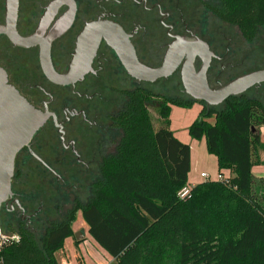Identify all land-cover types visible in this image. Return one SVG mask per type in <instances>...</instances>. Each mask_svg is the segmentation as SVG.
<instances>
[{"label": "trees", "instance_id": "obj_1", "mask_svg": "<svg viewBox=\"0 0 264 264\" xmlns=\"http://www.w3.org/2000/svg\"><path fill=\"white\" fill-rule=\"evenodd\" d=\"M213 1L212 14L236 27L245 42L264 34V0ZM262 98L243 94L208 107L132 89L117 117L124 133L118 153L105 162L87 202L77 200L60 220L37 229H43L39 238L0 211L2 227L18 237L0 246V264H57L55 253L72 236L78 212L113 264H264V202L252 196L251 175L264 127ZM195 103L202 108L188 136L205 141L218 174L227 171L229 178L202 182L181 200L191 152L170 130V106ZM153 106L157 130L149 114Z\"/></svg>", "mask_w": 264, "mask_h": 264}, {"label": "flooded vegetation", "instance_id": "obj_2", "mask_svg": "<svg viewBox=\"0 0 264 264\" xmlns=\"http://www.w3.org/2000/svg\"><path fill=\"white\" fill-rule=\"evenodd\" d=\"M214 5L213 0H15V5L0 0V28L14 27L21 38L36 36L47 42L56 74H82L68 84L51 83L42 71L39 44L18 46L0 35V67L9 84L48 115L15 157L12 196L1 207L11 221L37 232L58 215L63 217L83 198L81 189L93 185L105 162L118 153L124 133L117 117L132 94V78L103 37L88 63L91 39L79 49V37L87 26L100 24L88 27V38L115 29L117 38L125 39L140 63L149 68L161 65L176 38L200 40L213 55L206 82L215 90L235 78L222 81L229 65L216 56L202 34L201 19L215 17L210 10ZM201 64L196 58V73ZM174 74L182 94L190 98L184 92L180 68ZM259 88L264 95V87L258 86L245 94Z\"/></svg>", "mask_w": 264, "mask_h": 264}, {"label": "water", "instance_id": "obj_3", "mask_svg": "<svg viewBox=\"0 0 264 264\" xmlns=\"http://www.w3.org/2000/svg\"><path fill=\"white\" fill-rule=\"evenodd\" d=\"M15 0H11V5ZM90 24L79 37V49L83 42L91 39L92 49L88 57L94 55L98 42L104 38L115 51L126 74L138 83L152 84L159 79L172 76L180 68L181 82L184 92L194 101L202 102L208 107L221 106L230 97L245 94L252 87L264 84V69L237 77L219 89H210L206 82V71L209 67L212 53L208 46L200 40L176 38L166 49L161 65L149 68L140 63L134 49L127 47V42L117 38L115 29L110 33L99 34L88 38V27L99 26ZM0 35H5L9 41L18 46H28L30 42L40 45V64L45 78L54 84L64 85L82 78V74L58 75L52 70L49 56V44L36 36L29 39L21 38L14 27L0 28ZM80 51V50H79ZM201 60V67L196 73L195 59ZM47 114L36 110L18 91L9 84L6 72L0 67V211L12 196L11 181L14 175V160L16 155L28 145L34 134L43 126ZM77 241L79 235H75Z\"/></svg>", "mask_w": 264, "mask_h": 264}, {"label": "rangeland", "instance_id": "obj_4", "mask_svg": "<svg viewBox=\"0 0 264 264\" xmlns=\"http://www.w3.org/2000/svg\"><path fill=\"white\" fill-rule=\"evenodd\" d=\"M201 30L202 34L205 33L207 36L216 56L224 64L227 63L229 65L224 72L225 75L222 77L223 82H228L243 74L264 69V34L262 32H259L252 43H247L236 27L226 24L216 17L209 21L201 19ZM145 62L149 63V60H145ZM137 87L151 90L153 93L164 95L167 98L188 99L181 92V86L176 74L167 80H161L154 84L138 83L132 79V89ZM258 87H264V84ZM247 94L258 97L259 100L263 99L260 88L258 92L252 90L247 92ZM201 108L202 106L196 103L188 108L170 106L169 120L172 124V130L181 143L190 146V172L188 174L189 185H187L189 188H193V185L201 181L199 178L200 173H206L210 178L209 181H213L218 175L216 158L208 154L205 141L203 139L200 141L192 140L187 134L189 126L197 118ZM149 114L153 127L157 130L160 122L154 106L149 108ZM209 122L213 123L214 120L209 119ZM259 131L260 144L253 153L254 165L251 171L253 180L252 196L264 202V127H261ZM228 174L225 171L223 177H228ZM90 187L89 185L81 189L83 198L80 202L83 204L90 197ZM60 219L61 216L56 217L57 221ZM71 229L72 236L66 239L62 249L55 253L57 264H113V259L89 237L87 226L82 221L80 212H78ZM0 230L2 238L16 236V234L7 233L2 224H0ZM35 234L38 238L41 237L43 229ZM77 234L80 237L79 241L75 239Z\"/></svg>", "mask_w": 264, "mask_h": 264}, {"label": "built area", "instance_id": "obj_5", "mask_svg": "<svg viewBox=\"0 0 264 264\" xmlns=\"http://www.w3.org/2000/svg\"><path fill=\"white\" fill-rule=\"evenodd\" d=\"M200 177L204 180V181H209L210 178L209 176L206 174V173H201L200 174ZM229 178V174H228V177H223L221 175H217V177L215 179H213V181H227ZM190 193H191V188L189 187H184L182 188L179 192H178V198L181 199V200H184L186 198H188L190 196ZM9 238H2L1 237V234H0V246L5 242V240H7ZM12 241H17L18 240V237L17 236H12L10 238Z\"/></svg>", "mask_w": 264, "mask_h": 264}, {"label": "crops", "instance_id": "obj_6", "mask_svg": "<svg viewBox=\"0 0 264 264\" xmlns=\"http://www.w3.org/2000/svg\"><path fill=\"white\" fill-rule=\"evenodd\" d=\"M170 130H171V132L173 133V135H174V137L178 140V138H177V136L175 135V132L172 130V124H171V121H170ZM187 134H188V132H187ZM190 147V146H189ZM201 174V173H200ZM200 174H199V178L201 179V181H199L197 184H195V185H193V186H196V185H198V184H200V183H202L204 180L200 177ZM187 185H189L188 184V182H187ZM193 186H191V187H193ZM113 263H114V260H113Z\"/></svg>", "mask_w": 264, "mask_h": 264}]
</instances>
